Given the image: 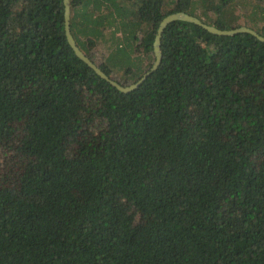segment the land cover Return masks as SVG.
Segmentation results:
<instances>
[{"label": "trees", "instance_id": "16d2710c", "mask_svg": "<svg viewBox=\"0 0 264 264\" xmlns=\"http://www.w3.org/2000/svg\"><path fill=\"white\" fill-rule=\"evenodd\" d=\"M241 2L69 0L70 31L92 59L103 27L141 29L155 59L172 12L264 36ZM160 50L123 92L75 54L63 0H0V264H264V41L173 20Z\"/></svg>", "mask_w": 264, "mask_h": 264}, {"label": "rangeland", "instance_id": "374dc122", "mask_svg": "<svg viewBox=\"0 0 264 264\" xmlns=\"http://www.w3.org/2000/svg\"><path fill=\"white\" fill-rule=\"evenodd\" d=\"M120 1L127 7H131L133 3V0ZM262 1L263 2L261 4H264V0ZM245 10L244 2L238 0V4L235 5L236 13L242 14ZM197 12L199 11L197 10ZM239 24L250 28H257V26L263 24V22L257 17H240ZM113 30L115 31L114 34ZM102 32L103 35L101 37H94L95 41L92 45H90L89 51L96 64L106 63L112 68L110 76L118 80L120 83L129 84L132 82L131 78L129 79L128 77L126 78L122 75L125 67H130L135 74L136 72H140V70H145L148 65L153 63L154 59H152L150 55L146 54L142 46L139 44L142 35L141 29L137 32L136 39L134 41L131 39L128 42L127 40H125V42L121 40L123 32L115 30L112 25L103 27ZM118 43L119 48H116ZM122 48H124L123 51H121ZM4 151L2 153L0 148V169H2L1 166L4 163L5 158L8 156V153H5Z\"/></svg>", "mask_w": 264, "mask_h": 264}, {"label": "water", "instance_id": "95a60500", "mask_svg": "<svg viewBox=\"0 0 264 264\" xmlns=\"http://www.w3.org/2000/svg\"><path fill=\"white\" fill-rule=\"evenodd\" d=\"M64 4V29H65V35L67 38L68 43L74 50L75 54L83 60L88 66L94 69V71L100 75L102 78L108 80L112 85H114L117 89L123 92H128L130 90H133L136 88L142 81L148 76L150 72H152L157 66L159 65L160 59H161V50H160V38L162 35V32L164 28L167 26V24L173 20H186L193 23H196L205 29H207L209 32L218 34V35H233L238 32H249L258 37L260 40L264 41V36L260 35L256 30L253 28H250L248 26L241 25L239 27H234L231 29H220L215 27L214 25L207 24L203 22L198 17L189 14L185 11H177L167 14L163 17L161 22L159 23V26L156 30L155 38L153 41V51H154V61L151 65V67L145 71L142 76L135 80L134 82H131L129 84H122L118 82L117 80L113 79L111 76L107 75L99 66L96 64L89 56H87L76 44L75 39L73 38V35L70 31V7H69V0H63Z\"/></svg>", "mask_w": 264, "mask_h": 264}]
</instances>
